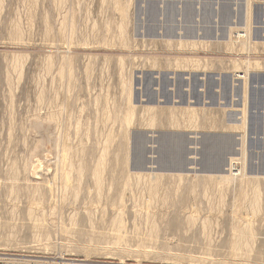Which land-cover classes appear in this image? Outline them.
Returning a JSON list of instances; mask_svg holds the SVG:
<instances>
[{
	"label": "rangeland",
	"instance_id": "obj_1",
	"mask_svg": "<svg viewBox=\"0 0 264 264\" xmlns=\"http://www.w3.org/2000/svg\"><path fill=\"white\" fill-rule=\"evenodd\" d=\"M247 4L0 0V264H264V0ZM172 134L181 169L158 163ZM217 135L220 173L202 167Z\"/></svg>",
	"mask_w": 264,
	"mask_h": 264
},
{
	"label": "bare ground",
	"instance_id": "obj_2",
	"mask_svg": "<svg viewBox=\"0 0 264 264\" xmlns=\"http://www.w3.org/2000/svg\"><path fill=\"white\" fill-rule=\"evenodd\" d=\"M64 1V0H63ZM249 1V5H250V0H248ZM248 3V2H247ZM248 5V4H247ZM246 5V6H247ZM248 5V6H249ZM166 12H167V14H168V16L170 17V16H172V15H174V13H175V9H170L169 8V11H168V9H166ZM249 11H248V9H247V11H246V14L248 13ZM251 12V11H250ZM73 19H74V17H73ZM242 24V23H241ZM126 25V24H125ZM242 26V25H241ZM239 27V26H238ZM244 29V31H245V33H246V35H247V40H245L244 41V44H242L241 42V44L244 46L245 44H247V43H249V46L248 47H250L251 45H250V43H251V37H250V27H249V15H248V17L246 16V26L243 28ZM16 31V30H15ZM18 32H20V31H18ZM229 35L232 37V35H234L235 34V36H237V33H239V31H237V32H233V27L231 28L230 27V30H229ZM244 33V34H245ZM249 35V36H248ZM186 38H188V40L186 39ZM174 39H177V41H176V43H177V45H179V47L181 48V47H184V46H186V45H190V46H196L197 44L199 45L200 43H201V39L197 36V37H190V36H181V37H175ZM233 40V39H232ZM237 41V40H236ZM204 42V41H203ZM207 42V41H206ZM262 42V41H261ZM168 43L169 44H171V43H173V39H168ZM174 43H175V41H174ZM240 45V44H239ZM242 45H241V47H242ZM248 45V44H247ZM246 45V46H247ZM172 46V45H171ZM245 46V47H246ZM191 47V48H192ZM253 47V46H252ZM186 48H187V46H186ZM186 48H184V49H186ZM258 48V47H257ZM243 49V48H242ZM184 51V50H183ZM185 60V59H184ZM189 60H190V58H189ZM189 60L187 61V59L185 60V62L187 61V63L189 62ZM149 61V60H148ZM176 61V60H175ZM183 61V60H182ZM208 61V60H207ZM213 61V60H212ZM72 62V61H71ZM178 62V61H177ZM191 63H193V65H195L194 63H197V62H199L197 59H194V60H191L190 61ZM189 62V63H190ZM256 62V61H255ZM258 62V61H257ZM200 63H202V62H200ZM204 63V62H203ZM245 63V72H246V76L244 77V82H243V85H242V87H244L243 88V90H244V103H243V109H242V113H243V116H242V118H240L241 119V122H239L238 121V125H239V123H240V126L239 127H233L232 128V130L234 129V130H238L239 131V133L241 132V134H242V136H241V139H242V143H241V147L238 149L239 150V153H238V155H239V157H241L242 158V160H244V162H245V156L247 155V150H246V124H247V120L249 121L250 119H248V117H249V115H248V111H249V105H248V99H249V93H250V89H251V85H252V80H251V73H250V71H249V68H250V66L251 67H253V65H251V64H253V63H250V61H246V62H243V64ZM177 64H179V62L177 63ZM180 64H182V63H180ZM256 63H254V65H255ZM186 65H188V64H186ZM190 65V64H189ZM204 65V64H203ZM238 65V64H237ZM257 65H258V63H257ZM257 65H255V66H257ZM201 66V65H200ZM261 66H262V64H261ZM188 67V66H187ZM192 68V67H191ZM194 68V67H193ZM192 68V69H193ZM195 68L197 69V66H195ZM254 68V67H253ZM262 68V67H261ZM236 74H238V73H236ZM126 86V85H125ZM241 87V88H242ZM126 91V90H125ZM47 96V95H46ZM59 102V101H58ZM68 102V101H67ZM180 103V102H179ZM192 103V102H191ZM254 103V102H253ZM151 104V103H150ZM174 104V103H173ZM172 104V105H173ZM193 104V103H192ZM198 104V103H197ZM201 104V103H200ZM242 104V103H241ZM125 105V104H124ZM174 105H176V103L174 104ZM173 105V106H174ZM187 105V104H186ZM235 105V104H234ZM256 105V104H255ZM254 105V106H255ZM58 106V105H57ZM154 104L153 105H149V106H146V108H148V109H154ZM188 107V108H187ZM240 107V106H239ZM156 108V107H155ZM185 108V107H184ZM186 108L188 109V110H192L193 112L194 111H196L197 109L195 108V107H192V105L191 104H188L187 106H186ZM226 108V107H225ZM228 108V107H227ZM232 108H233V105H232ZM234 108H236L235 106H234ZM183 109V108H182ZM186 109V110H187ZM202 109V108H201ZM237 110H239L238 109V107H237ZM180 111V110H179ZM202 111V110H201ZM187 112V111H186ZM195 113V112H194ZM196 113H198V112H196ZM248 115V116H247ZM56 117V116H55ZM234 117H236V116H234ZM261 118H262V120H264V117H262L261 116ZM52 120V119H51ZM73 120V119H72ZM114 120V119H113ZM232 120H233V118H232ZM262 120H260V121H262ZM60 122V121H59ZM180 122V121H179ZM233 122H235V121H233ZM255 123H257V124H259L258 122L259 121H254ZM177 123V122H176ZM251 123V122H250ZM237 124V123H236ZM69 125V124H68ZM230 125H231V123H230ZM237 125V126H238ZM171 126V125H170ZM186 127V126H185ZM83 132V131H82ZM172 135H174V134H172ZM86 137V136H85ZM240 139V140H241ZM181 140V139H180ZM196 140V139H195ZM138 141V140H137ZM140 141V140H139ZM171 141V140H170ZM223 143V141H221V144ZM65 144V143H64ZM63 145V144H62ZM176 146H178V144H176ZM65 151V153H67L68 151V148H66L65 147V149H64ZM66 155V154H65ZM68 155V154H67ZM66 155V156H67ZM64 157V156H63ZM234 157V156H233ZM66 158V157H65ZM65 158H64V160H65ZM103 158V157H102ZM247 158V157H246ZM103 160V159H102ZM230 160V159H229ZM236 159H231V163L232 162H234ZM244 162H242V165H241V169L243 170L244 169V171H246V166L244 165ZM97 163V162H96ZM230 163V162H229ZM235 163V162H234ZM236 163H238V162H236ZM65 164V163H64ZM161 166V165H160ZM99 167V166H98ZM162 167V166H161ZM163 168V167H162ZM231 168V167H230ZM229 168V169H230ZM237 168V170L239 171L240 169H239V167H236ZM241 171V170H240ZM99 173H101L100 171H99ZM65 174H66V172H65ZM71 174V173H70ZM94 174H95V172H94ZM184 175V174H183ZM65 176V175H64ZM178 176H182V175H178ZM243 176H245V174H243ZM211 178H214L215 180H219V182L220 183H229V182H231L232 180H233V178H232V176H230L229 174H228V172H226V173H223V174H220V175H218V176H210ZM68 179V176L66 175L65 176V180L64 181H68L69 182V180H71V179H69V180H67ZM99 179V178H98ZM68 182H66L67 184H68ZM67 184H65V182H64V185H66V186H68ZM70 186V185H69ZM71 187V186H70ZM69 187V188H70ZM237 194V193H236ZM236 196V195H235ZM238 232L240 233L239 234V238H242L243 236H245V238H247V235L248 234H250L251 233V229H250V227H248V226H245V227H239L238 228ZM237 232V233H238ZM237 242V241H236ZM243 242V241H242ZM114 246V245H113ZM53 264H57V263H53Z\"/></svg>",
	"mask_w": 264,
	"mask_h": 264
},
{
	"label": "water",
	"instance_id": "obj_3",
	"mask_svg": "<svg viewBox=\"0 0 264 264\" xmlns=\"http://www.w3.org/2000/svg\"><path fill=\"white\" fill-rule=\"evenodd\" d=\"M215 139V143L213 146V152L211 153L209 149L212 147L205 148L202 153V167L209 172L220 173L226 165L225 162V154L227 153V149H229L228 143H230V139L228 136H213ZM171 138V139H169ZM180 138L179 135H167L166 137L160 141V147L157 149L159 159L158 163L163 167V169L170 168H183L186 164V142L185 141H172L170 140ZM224 140L226 142L225 145L221 144V141ZM208 140H205V142ZM176 144H179L176 146ZM178 149V150H177ZM134 158L137 162V167H141L144 165L145 159V148H144V140L140 138V145L135 147Z\"/></svg>",
	"mask_w": 264,
	"mask_h": 264
}]
</instances>
